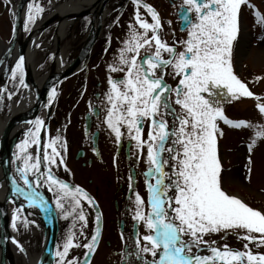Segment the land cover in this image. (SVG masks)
<instances>
[{
  "label": "snow or ice",
  "instance_id": "snow-or-ice-1",
  "mask_svg": "<svg viewBox=\"0 0 264 264\" xmlns=\"http://www.w3.org/2000/svg\"><path fill=\"white\" fill-rule=\"evenodd\" d=\"M133 2L137 5L135 23L143 32L130 25L129 38L119 51L118 62L108 65L109 72L124 75L121 79L108 77L110 87L106 97L110 106L105 122L118 142L122 137L121 128L126 127L138 149L142 151L147 146L149 167L144 175L154 177L155 183H147L148 212L144 211L141 196L137 193L135 197L133 219L143 222L150 233L143 236L147 244L140 251L151 254V264H264V253H253L249 248V244L264 247V212L222 189V165L217 146L218 135H223L220 121L236 129L251 127L244 120L228 118L224 112L225 103L254 98L259 112L264 114V103H259L261 97L255 96L234 72V42L239 35L241 6L247 0H183L181 31L187 33V38L178 42L182 51L162 40L163 24L159 13L151 5L144 4L151 16L149 23L141 18V0ZM28 8L27 19L32 23L35 20L33 6L29 4ZM42 11L39 7L35 9L36 13ZM256 16H260L258 11ZM141 49H145L143 56ZM163 53L169 58L165 59ZM23 66L24 57L21 56L12 70L13 78L18 75L22 85ZM168 67L174 78L179 77L175 88L164 79V69ZM173 95L180 114H176L169 102ZM54 96L55 89L49 93V103ZM166 116L174 117L171 130ZM144 121L149 122L147 140L143 139ZM31 123L34 125V131H29L31 143L39 145L44 121L37 118ZM256 136H264V133L257 132ZM255 144L253 139L247 145L249 165ZM28 146V140L17 145L22 154L17 159L23 161V167H18L17 172L29 191H17L25 196L30 206L43 207L39 193L32 190L33 184L38 188L43 182L48 191L54 192L56 208L63 212L65 219L74 216L86 222L81 198L89 204L94 203L93 198L79 186L70 187L53 173V166L63 165L65 171L68 170L62 155L67 150L66 141L60 135L50 137L43 145L42 156L39 148L35 156L29 154ZM246 167L249 174L245 179L250 180L251 168ZM29 173L33 174V181L29 180ZM12 219L15 228L17 216ZM99 220L97 215V225ZM220 232L233 233L237 239L248 243L244 244V250H235L227 244L222 248L214 247L216 241L204 239ZM74 236L75 233L69 232L62 250L56 251L57 264H77L75 257L67 258L70 249L81 246L74 242ZM184 236L189 239L184 240ZM99 237L97 226L90 241L83 245L88 250L85 256L96 250ZM202 245L210 255L193 253V248L199 253Z\"/></svg>",
  "mask_w": 264,
  "mask_h": 264
},
{
  "label": "flooded vegetation",
  "instance_id": "flooded-vegetation-1",
  "mask_svg": "<svg viewBox=\"0 0 264 264\" xmlns=\"http://www.w3.org/2000/svg\"><path fill=\"white\" fill-rule=\"evenodd\" d=\"M14 1L16 3L17 0ZM79 2L80 17L77 21L69 23L63 41H56L54 27L48 29L44 34L47 37V40L44 37L45 44H42V37L41 43L35 48L38 53L34 68L30 66L26 54L23 66L24 85L20 84L18 75L15 79L11 75L9 82H19L16 88L17 97L22 98L30 93L33 94L34 101L29 105L33 106L40 98L44 83L41 80L54 63V58L57 61L66 50L69 54H76V59L73 62L67 60L64 66H70L71 63L79 61V70L57 85H52L48 90L46 103L37 117L44 121L40 133V144L32 145L29 136L27 152L35 156L39 148L42 156L43 145L50 137L60 135L67 144V150L62 152V155L68 170L65 171L63 165L53 166V173L70 187L82 188L93 198L94 203L89 204L87 200L81 198L85 222L79 221L74 216L65 219L63 212L56 208L54 192L48 191V186L43 182L38 188L35 184L32 186L34 188L32 190L39 193V200L44 201L43 207L30 206L24 195L14 191L11 196H8L7 214L10 230L8 245L16 241V243L13 242L17 257L14 264L29 262L30 264H57L58 257L55 253L58 248L62 250L66 237L69 232H72L75 233L74 242L81 246L70 249L67 258L75 257L77 264H86V262L87 264H151L153 260L151 254L140 251V248L147 244L143 236L150 234L149 230L143 222L133 219L137 193L144 201V211L150 210L147 183L149 181L155 183V179L144 175L149 167L146 162L147 146L145 145L142 151L138 149L136 141L130 139L126 127L121 128L122 137L118 142L115 133L105 122L107 108L110 106L106 97L110 87L107 83L108 77L121 79L124 75L120 72H109L108 65L118 62L119 51L124 47V41L129 38L130 25L139 32H143V29L135 23L137 5L133 0H79ZM182 3L183 0H141L139 8L141 18L149 23L152 22L151 16L143 5H151L159 13L163 24L160 36L170 46L175 45L177 51L183 50L178 43L179 40L187 38V33L181 31ZM31 5L34 6L33 3ZM47 5V9L50 10L51 5L48 1L45 6ZM255 6L254 0H247V3L241 6L240 28L238 40L234 42L233 64L240 63L250 47L244 28L248 26L247 19L254 15ZM39 8H42L40 3ZM192 16L194 19V13ZM27 17L25 26L28 32L34 22L29 23ZM169 21L171 24L168 23ZM11 25L13 29L12 21ZM149 35H151L150 32ZM40 54L44 56L41 57ZM144 54L145 49H141V56ZM163 57L169 58L167 53H163ZM44 64L47 66L40 71V67ZM164 71L166 83L171 88H175L179 77H173L171 67L165 68ZM53 89H55V96L49 103V93ZM174 100L173 95L169 101L171 107L175 109L176 114H180L181 109ZM229 104H224V112L227 111ZM165 118L171 130L174 117L166 116ZM32 130L34 131V125ZM148 131L149 122L144 121V140H147ZM164 155L167 156V153ZM11 166L12 170L17 171L18 167L23 166V161L16 158L13 165L11 161ZM164 170L169 171L167 166ZM41 171H45L43 165ZM224 172L225 169L221 173L222 189L230 194L224 186ZM31 177L33 181V174ZM3 179L9 186V178L4 176ZM20 181L25 187H29L24 184L23 179ZM8 194L9 192L4 196V200ZM65 207L67 208L68 205L66 204ZM14 215L17 216L15 228L12 226ZM97 215L100 217L99 225L96 221ZM97 226L100 229L97 248L93 253L85 256L88 250L83 245L90 241ZM54 228L56 233L53 231ZM216 234L220 233L207 235L204 239L216 241V244L212 245L214 247L222 248L224 244L230 246V233H223L222 238H216ZM53 238H55L54 249L50 250L48 245ZM183 239L189 238L184 236ZM192 251L199 255L211 254L203 245L199 253L196 248Z\"/></svg>",
  "mask_w": 264,
  "mask_h": 264
},
{
  "label": "rangeland",
  "instance_id": "rangeland-1",
  "mask_svg": "<svg viewBox=\"0 0 264 264\" xmlns=\"http://www.w3.org/2000/svg\"><path fill=\"white\" fill-rule=\"evenodd\" d=\"M46 1L50 2V0ZM46 1L41 0L39 2L42 5V9ZM14 2V0H0V40L5 44L10 41L12 36V3ZM254 3L256 12L258 11L260 16L257 17L256 12H254V15L247 19L250 32L248 35L250 47L245 58L240 63L234 64V72L241 81L246 79L247 69L259 75L260 79L255 82L254 87L252 89L248 88L255 96L261 97L259 103H264V0H254ZM33 14L36 15L35 6H33ZM44 37L42 44H45V38L47 40V37ZM75 59L76 54H70L67 60L73 62ZM46 66L47 64L42 65L40 71H43ZM18 84L19 82L16 81L11 82V91H16ZM257 103L256 99L246 97L238 102L233 101L229 104L225 115L234 121L244 120L249 122L251 127L236 129L220 121L221 124L219 125L223 135L219 136L220 140H217L219 141L217 146L221 165L225 169V188L229 190L231 195L240 194L245 196L246 204L253 209L264 212V136H256L257 132L264 133V114L259 112ZM1 104L2 115L8 114L9 99L6 97ZM253 139L256 140V144L251 153L252 163L249 165L247 145ZM18 155H22L19 149ZM246 165L251 168L250 180L245 179L246 175L249 174ZM223 233L220 232L215 237L222 238ZM241 235H243V232H241ZM245 243H248V241L237 239L235 234L230 233L229 247L231 249L244 250ZM249 248L253 253H264V247L257 248L254 244H249Z\"/></svg>",
  "mask_w": 264,
  "mask_h": 264
},
{
  "label": "water",
  "instance_id": "water-1",
  "mask_svg": "<svg viewBox=\"0 0 264 264\" xmlns=\"http://www.w3.org/2000/svg\"><path fill=\"white\" fill-rule=\"evenodd\" d=\"M32 0H18L15 10H14V33L10 43L5 46V51L0 57V91L4 92L8 90V79L10 78L12 69L18 58L21 56L26 58V54L30 50V47L38 43L39 37L50 27L54 26V34L58 35V29L62 25V22L65 20L68 23L77 21L80 17L79 11L75 13H66L65 15H60L58 13L59 9L65 4L66 0L54 4L53 10L46 16H43L39 22L35 24L32 30L25 35L24 32V20L22 15L25 14L26 7ZM79 69V63L69 66V67H60L56 66L55 62L51 65L50 71L44 77L43 81V90L40 92V98L35 105L26 107L24 110L15 113L9 116L4 123V126L1 130L0 135V165L3 168V175L8 177L9 185V194L7 195L5 201H0V232L1 240L0 247L1 249V260L0 264H7L6 261V252L8 251V238L10 236L9 222H8V196H11L14 191L20 188L19 184L16 182L12 174L11 169V160L10 158L14 154L15 145L26 137L27 132L23 134V138L19 139L17 142L13 140L12 143H9V138L13 135L16 128L20 125L26 124L32 126V121H35L38 117V114L42 110L44 104L46 103L48 90L52 85H57L62 80L72 76ZM27 74V72H25ZM2 175V176H3ZM23 190V189H22ZM19 194L20 192L17 191ZM54 233H56V228H54ZM54 240L53 238L48 245V249H54ZM10 264H13L11 262Z\"/></svg>",
  "mask_w": 264,
  "mask_h": 264
},
{
  "label": "bare ground",
  "instance_id": "bare-ground-1",
  "mask_svg": "<svg viewBox=\"0 0 264 264\" xmlns=\"http://www.w3.org/2000/svg\"><path fill=\"white\" fill-rule=\"evenodd\" d=\"M79 3H80L79 0H67V2L65 4H63V6L59 9L58 13L60 15H65L66 13H69V14L75 13L79 10ZM67 27H69V23L64 20L62 22V25L58 29V35H56V38H57L56 41L57 42L63 41L65 34H66V28ZM4 51H5V45L0 44V57ZM37 53H38L37 50H32V51L28 52V62L30 64V66H32L33 68L35 67L34 62L37 61ZM69 56H70L69 52L67 50L64 51L62 53V55L60 57H58L57 61H55L56 66H58V68H60L59 66H62V65L64 66V64H67V59ZM10 101H9V114L7 116L2 115V104L0 103V135H1V130L4 126V123L6 122L7 118L9 116L15 114V113H18V112L24 110L26 107H28L30 104H32L34 101V96H33V94L30 93L28 95L23 96L22 98H19V99L12 98ZM28 128L29 127L26 124L20 125L18 128H16L13 135L9 138V143H12L13 140H16V142H17L19 139H22L23 134H25L27 132ZM12 165H13V160H12ZM18 165H19V163H18ZM0 172H3V168L1 165H0ZM12 174H13V177L18 182H20V184H21L20 180L22 178H21L20 174L16 170H12ZM2 175L3 174L0 173V200L5 201L4 196L9 192V186H8L6 180L3 179L4 176H2ZM29 180L32 181V177H31L30 173H29ZM7 206H8V202H7ZM0 260H1V249H0ZM13 261L16 262L17 257H16V252H15V244L12 242L9 245L7 264H10ZM28 264H30V262Z\"/></svg>",
  "mask_w": 264,
  "mask_h": 264
},
{
  "label": "trees",
  "instance_id": "trees-1",
  "mask_svg": "<svg viewBox=\"0 0 264 264\" xmlns=\"http://www.w3.org/2000/svg\"><path fill=\"white\" fill-rule=\"evenodd\" d=\"M246 75L248 77V80L245 81V82H248V85H251V83H253V82H257V80L260 79L259 75H257L256 73L251 72L250 70L247 71Z\"/></svg>",
  "mask_w": 264,
  "mask_h": 264
}]
</instances>
